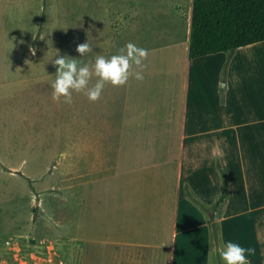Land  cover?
<instances>
[{"label":"rangeland","instance_id":"374dc122","mask_svg":"<svg viewBox=\"0 0 264 264\" xmlns=\"http://www.w3.org/2000/svg\"><path fill=\"white\" fill-rule=\"evenodd\" d=\"M138 1H153L140 4L145 10L142 17H136V23L141 20L144 24L141 31H135L133 26L124 29L132 18L127 8L132 0H0V264H116V256H105L101 247L89 246L88 240L104 239L98 230L102 222L100 213H104L106 207L102 205L109 201L98 198L122 194V172L114 177H98L77 190L76 172L88 167V163L77 161L76 155H99L104 166L117 161L116 150H122L126 84L138 81L134 78L136 71L142 72L144 78L139 81L146 84L142 91L127 96V102L132 111L141 113L154 109L159 114L173 107L182 120L186 95L188 105L197 93L207 102L212 101L214 85L218 83L216 90L224 92L231 64L235 65L234 80L244 88L241 96L249 103L253 97L264 98L262 45L236 56L234 51L230 57L228 53L224 58L205 56L196 60L189 59L186 49L183 61H192L196 69L191 88L186 86V72L177 70L171 74L167 68L181 64L182 56L163 46L157 52L148 50L143 68L132 66L126 84H106L96 101L88 100L82 93H73L70 104L64 103L63 98L53 100L50 81L55 66L50 59L56 58L57 50L58 55L79 58L77 44L88 41L91 51L82 58L85 62L94 61L97 55L107 57L128 42L138 46L134 38L153 32L151 26L157 19V36L163 37L173 35L164 34L163 30L174 28L182 18L180 42L185 43L191 0ZM218 64L222 82H216ZM194 79L198 82L195 87ZM207 102L194 108L209 113L212 110ZM190 105L187 118L193 112ZM118 158L122 162V152ZM57 183L68 189L61 186L52 190ZM82 193L83 206L93 214L96 230L87 232L82 228L79 235L74 232L75 212L71 211L68 199L74 202ZM110 214L106 217L109 227ZM81 224H85V218ZM174 231L171 229L168 236H174ZM74 234L80 241H73ZM181 238L176 237L174 264H187L188 260L198 263L204 251L203 241L194 240L192 247L186 249L181 246Z\"/></svg>","mask_w":264,"mask_h":264},{"label":"crops","instance_id":"0c3cea01","mask_svg":"<svg viewBox=\"0 0 264 264\" xmlns=\"http://www.w3.org/2000/svg\"><path fill=\"white\" fill-rule=\"evenodd\" d=\"M151 2L142 4L135 0L136 7H133L132 0L127 7L132 18L124 29L133 26L135 31L143 30V22L136 23V17H142L145 11L140 4ZM191 17L192 5L185 43L180 42L183 38L179 27L182 18L174 28L163 30L164 34L173 32V35L157 36V19L151 26L153 32L134 38L138 40L139 47L149 51L157 52L164 46L167 51L172 50L175 55L182 56L181 64L174 63L167 68L171 74L177 70L186 72L187 88H191V77H196L192 61H183L186 49L189 51ZM139 40L150 42L140 43ZM262 45L264 41L240 47L235 50V56ZM226 54L228 52L205 56L224 58ZM219 66L217 73L221 69ZM234 69L233 64L228 67L229 76L223 85V93L216 90L218 83L214 85L215 97L212 101L207 102L200 93L190 98L193 112L189 118V97L186 95L182 120L173 107H166V112L159 114L154 109L143 113L136 109L132 111L127 96L142 91L146 81L126 84V99L122 107V150H116L117 161L104 166L99 155H76L77 161L86 160L88 163V167L76 172L77 190L98 177H114L122 172V194L113 193L98 198L109 201L102 205L106 208L104 213H100L102 222H99L101 227L98 230L103 233L104 239L88 238L89 246L101 247L105 256H116V264H174L176 237L182 236L181 246L186 249L192 247L194 240L203 241L204 251L198 263L188 260L187 264H222L218 250L223 241L232 240L256 249L255 255L249 257L251 264H264V98L253 97L249 103L245 96L242 97L244 88L234 80ZM217 78L216 82H222L219 73ZM197 83L194 79L192 86ZM206 102L211 112L203 113V110L194 108L198 103ZM149 123L154 124L146 126ZM159 127L162 128L157 129ZM121 152L122 162L118 158ZM217 160L228 171L229 196L212 209L221 192ZM61 186V183L54 184L52 190L56 191ZM62 187L68 189L67 186ZM186 187L202 201L205 209L186 195ZM83 197L84 193L76 198L77 202L68 197L71 211L75 212L74 232L79 235L82 228L87 232L96 230L91 219L93 214L83 206ZM208 211L211 212L209 216ZM109 212L110 227L106 219ZM211 214L214 215L213 221ZM82 218H85L84 225L81 224ZM171 229L175 230L174 236L169 237ZM108 232L111 233L109 237L106 236ZM79 238L74 234L72 239L80 241Z\"/></svg>","mask_w":264,"mask_h":264},{"label":"trees","instance_id":"16d2710c","mask_svg":"<svg viewBox=\"0 0 264 264\" xmlns=\"http://www.w3.org/2000/svg\"><path fill=\"white\" fill-rule=\"evenodd\" d=\"M264 41V0H193L188 57L228 52ZM221 192L212 209L229 196V174L220 160ZM186 195L200 208L202 201L186 187ZM215 228V223H212Z\"/></svg>","mask_w":264,"mask_h":264},{"label":"clouds","instance_id":"9594fccd","mask_svg":"<svg viewBox=\"0 0 264 264\" xmlns=\"http://www.w3.org/2000/svg\"><path fill=\"white\" fill-rule=\"evenodd\" d=\"M42 39V38H40ZM76 52L79 58L67 54L54 55L50 59L55 66L54 78L50 81L52 99L63 98L64 103H71L73 93H82L88 100L96 101L100 98L106 84L121 86L127 83L133 65L143 68V60L148 50L138 47L132 42L126 43L115 54L110 56L97 55L94 61L85 62L82 58L91 51L88 41L77 44ZM34 51V50H33ZM95 78V82L91 81ZM135 79L143 80L140 71L135 72ZM222 264H251L249 257L255 255L254 247H244L232 240L223 241L219 248Z\"/></svg>","mask_w":264,"mask_h":264},{"label":"water","instance_id":"95a60500","mask_svg":"<svg viewBox=\"0 0 264 264\" xmlns=\"http://www.w3.org/2000/svg\"><path fill=\"white\" fill-rule=\"evenodd\" d=\"M210 219H211L212 221L214 220V215H213V214L210 215Z\"/></svg>","mask_w":264,"mask_h":264}]
</instances>
